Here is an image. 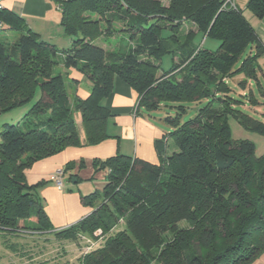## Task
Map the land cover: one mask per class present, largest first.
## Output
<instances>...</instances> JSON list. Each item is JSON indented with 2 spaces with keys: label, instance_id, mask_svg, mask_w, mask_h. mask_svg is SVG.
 Segmentation results:
<instances>
[{
  "label": "trees",
  "instance_id": "16d2710c",
  "mask_svg": "<svg viewBox=\"0 0 264 264\" xmlns=\"http://www.w3.org/2000/svg\"><path fill=\"white\" fill-rule=\"evenodd\" d=\"M55 3L72 39L64 48L0 9L4 27L19 32L11 43L0 39V114L31 104L24 128L0 127V232L52 231L72 241L106 235L78 264H253L264 253V152L249 138H234L230 119L264 136V44L245 16L263 18L264 0H246L244 8L237 0ZM185 22L196 31H185ZM200 33L219 47L195 44ZM115 34L132 43L116 51L95 43ZM166 54L173 66L159 74ZM72 70L90 83L87 97L70 100L69 85L78 83ZM116 77L138 93L142 113L165 110L159 118L170 129L156 142L159 163L124 154L95 159L106 185L81 196L89 214L55 230L37 192L43 181L30 184L27 169L109 137L104 100Z\"/></svg>",
  "mask_w": 264,
  "mask_h": 264
},
{
  "label": "crops",
  "instance_id": "0c3cea01",
  "mask_svg": "<svg viewBox=\"0 0 264 264\" xmlns=\"http://www.w3.org/2000/svg\"><path fill=\"white\" fill-rule=\"evenodd\" d=\"M237 3L244 8L246 0H237ZM3 5L20 15L42 39L60 48L71 45L72 39L64 32L60 21L61 11L55 0H3ZM245 16L264 44V17L258 19L248 10L245 11ZM184 27L185 31L188 28L196 31L190 22H185ZM260 64L264 70V55L260 58ZM71 77L78 80V95L87 97L90 83L76 70H72ZM137 100L138 93L124 80L116 77L113 91L104 100L111 114L107 123L109 137L96 144L69 146L57 154L36 161L27 169V180L30 184L43 181L37 192L55 230L68 227L90 213L91 208L83 205L81 201V196L89 192L83 191L81 186L95 175V159L104 160L124 154L159 163L156 142L168 130L160 118L138 110ZM80 135L84 140L82 128ZM173 147L171 144L170 149H174ZM70 163L73 164L72 170L64 171L63 175V180L68 179L69 183H63L60 187L51 179V175L59 169L64 170ZM84 171L92 175L88 176ZM253 264H264V253Z\"/></svg>",
  "mask_w": 264,
  "mask_h": 264
},
{
  "label": "rangeland",
  "instance_id": "374dc122",
  "mask_svg": "<svg viewBox=\"0 0 264 264\" xmlns=\"http://www.w3.org/2000/svg\"><path fill=\"white\" fill-rule=\"evenodd\" d=\"M13 34V35H12ZM169 34L168 30H165L163 35L167 36ZM19 36V32L8 27H3L0 30V39L6 43H11L15 41ZM194 43L197 45H205L211 49H217L220 42L211 36H203V34H197L194 39ZM95 43L100 44L107 51H116L119 50L121 46H128L132 42L129 40L128 35L115 34L111 38L100 37ZM246 54V53H245ZM174 58L170 54H166L161 59V68L159 69V74L162 71H169L174 63ZM263 62V61H261ZM61 65L55 68L57 72ZM262 84L264 85V76L260 77ZM77 85H69L70 100L74 97V94L77 93ZM206 101H202L201 105ZM31 104L23 105L16 107L10 111L0 114V127L3 123H14L23 127L25 120V115L29 111ZM165 113V110L155 112L154 116L162 117ZM196 113L195 107L188 110L187 114L183 117V120H186ZM76 120L81 127V117L80 114L76 117ZM230 124L232 127V134L234 138H249L256 143L257 154L264 152V136H261L255 132L244 129L239 125V123L230 119ZM167 130L170 128L166 126ZM172 140L169 142L168 146H171ZM169 152V151H168ZM85 174L92 175L91 173ZM95 173V172H94ZM93 173V174H94ZM81 188L83 191L88 190V192H102L104 186L106 185V179L104 172L102 170L97 171L93 177L88 181H84ZM63 183H69L68 179L63 180ZM118 229H123V221L119 223ZM100 233V231H97ZM106 235H102L98 238H90L94 241L93 248L87 250L88 238H83V235H79V238L76 241L66 240L61 238H56L52 231L41 232L38 230H30L26 232L18 233H1L0 232V261L3 264H78L79 258L83 256L86 252L93 250L101 245L104 241Z\"/></svg>",
  "mask_w": 264,
  "mask_h": 264
},
{
  "label": "built area",
  "instance_id": "2783aa9c",
  "mask_svg": "<svg viewBox=\"0 0 264 264\" xmlns=\"http://www.w3.org/2000/svg\"><path fill=\"white\" fill-rule=\"evenodd\" d=\"M5 6L3 5V0H0V9L4 8ZM4 25L2 23V21H0V30L3 29ZM63 175H64V171L63 169H59L57 170L54 174L51 175V179L55 181V183L58 186H62L63 185ZM97 233V232H96ZM83 238H86V236H83ZM88 246L86 247L87 250L93 248L94 245V241H92V239L88 238ZM87 253V252H86Z\"/></svg>",
  "mask_w": 264,
  "mask_h": 264
}]
</instances>
